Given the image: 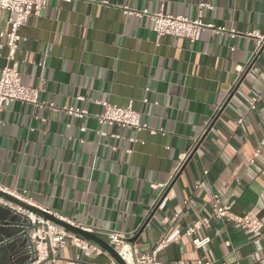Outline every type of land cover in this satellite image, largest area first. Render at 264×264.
Segmentation results:
<instances>
[{"label": "crops", "instance_id": "0c3cea01", "mask_svg": "<svg viewBox=\"0 0 264 264\" xmlns=\"http://www.w3.org/2000/svg\"><path fill=\"white\" fill-rule=\"evenodd\" d=\"M202 4L210 7L202 8L203 22L224 32L206 30L193 44L157 38L148 19L123 11L194 19ZM9 17L0 10V41ZM20 32L27 38L15 55L21 83L42 88L40 100L78 106L88 117L10 104L0 124L2 189L24 192L35 208L107 244L112 231L139 254L163 241L160 264H264V56L254 54L264 0H49ZM1 55L0 67L6 49ZM98 100L131 104L158 133L109 126L103 130L120 138L98 140ZM215 196L217 205L260 222L262 234L216 220ZM204 218L209 224L196 237L210 242L194 250L185 230ZM8 221L19 219L0 208V222ZM17 232L1 226L0 242ZM18 246L3 245L0 264H22ZM107 261L86 259L67 243L43 264Z\"/></svg>", "mask_w": 264, "mask_h": 264}, {"label": "built area", "instance_id": "2783aa9c", "mask_svg": "<svg viewBox=\"0 0 264 264\" xmlns=\"http://www.w3.org/2000/svg\"><path fill=\"white\" fill-rule=\"evenodd\" d=\"M49 0H0V10L9 14V18L6 21L8 30L4 34V38L0 41V60L2 58L1 50L4 48L7 51L5 56V64L0 67V124L2 122L1 115L9 107L10 104L20 102L21 104H27L38 109H48L53 113L62 112L65 116L82 120L88 117V113L78 106L72 105V107H57L54 103L45 102L40 100L39 95L42 92L40 87H27L21 83V74L18 69V61L15 58L16 50L21 45L27 42V38L23 36L20 29L26 24L32 17H39L42 11L47 6ZM62 2H69V0H60ZM103 5L108 4V0H95ZM202 8L210 9L207 5H199L198 16L194 19H189L185 16H173L164 13H153L143 10L141 12L132 11L127 8H123L124 14L133 15L137 18H146L151 23V29L157 38L162 36H169L178 39H185L190 44L196 42L200 35L206 30H212L214 33H223V28H215L212 25H208L202 20ZM234 37L232 33L230 35ZM255 55L264 56V34L258 36L256 39ZM42 82V80H40ZM77 101H82L83 98H76ZM147 100L143 99L142 103H146ZM100 105L102 112L94 115L96 122L99 124V129L95 131V136L98 140L106 137L120 138L118 135H108L103 128L109 126H117L121 129L132 130L136 133L148 132L153 136L157 132L150 128L147 124L141 121V115L139 111L133 109L129 104L127 107L122 108L107 101H95ZM256 100H252L249 104L250 109L255 108ZM155 105H158L155 103ZM39 122L44 123L45 118H38ZM161 130H159L160 132ZM131 144L140 143L135 138L129 137L126 139ZM264 144V140L261 142ZM258 150L254 153V158L258 157ZM125 153L131 154L132 149L128 148ZM0 190L11 195L15 199L21 200L23 203L30 207H34L32 203L23 197L24 192L14 195L5 189L0 187ZM216 205L214 206L213 217L216 220L222 221L227 219L235 227L239 229H246L253 232L255 235L262 234V226L260 222L255 220L250 215H236L231 212L230 207L227 204L222 206L217 205L218 197H214ZM2 206L10 208L17 214L28 218L31 225L36 226V230H31L29 235L32 240V249L35 253L34 260L31 264H40L50 257H54L57 251L63 249L68 243L72 248L77 249L78 252L86 259L94 258L98 256H104L107 258V264H160L158 260L159 253L166 247L165 242L159 241L151 248L147 254H139L132 246H129L124 236L120 233L113 232L108 234L109 243L108 246L117 254L119 261H117L108 252H105L95 243H91L79 235H74L58 225L53 224L49 220H45L40 216H35L22 207H18L6 200L0 199ZM40 209V208H39ZM50 216L68 223L62 216L50 213L45 209H41ZM69 224V223H68ZM209 224V219L196 221L193 224L186 227L185 236L191 239V244L194 250H202L210 242V237L204 236V238L196 237L197 232ZM48 241V243H46ZM228 244V243H227ZM14 261V260H13ZM14 263V262H13ZM68 264H74L69 262ZM201 264V263H198ZM209 264V263H205Z\"/></svg>", "mask_w": 264, "mask_h": 264}, {"label": "water", "instance_id": "95a60500", "mask_svg": "<svg viewBox=\"0 0 264 264\" xmlns=\"http://www.w3.org/2000/svg\"><path fill=\"white\" fill-rule=\"evenodd\" d=\"M0 199L6 200L9 203H12L18 207L20 206L24 210L28 211L29 213H31L35 216H40V217L44 218L45 220H49L53 224L60 226L61 228H63L64 230H66L67 232H69L71 234L79 235L80 237L84 238L85 240H87L93 244L95 243L100 248H102L105 252H108L117 261H119L116 252H114L108 246L107 243L102 241L101 238L103 236L101 234L96 233L94 231L89 232V231L83 230L82 228H79V227H73V226L69 225L68 223L62 222L61 220L54 218L53 216H50L49 214H47L46 212H44L43 210H41L39 208L28 206L27 204L23 203L21 200L15 199L14 197H12L11 195L7 194L6 192H4L2 190H0ZM0 208H3L4 210L8 211L11 218L16 217L19 219L18 222L17 221L0 222V227L1 226L12 227L18 231L14 236L2 240L0 242V248L3 245L9 244V243H14V242L18 241L19 246L15 252L18 256L16 263L22 262V264H31L34 260L35 253L33 252V249H32V240H31L29 233L31 230H36L37 227L31 225L27 217L21 216L20 214L15 213L14 211H12L10 208H8L6 206H2L1 203H0ZM46 243H48V241H46ZM49 259H47L46 261H48ZM46 261H44V262H46ZM44 262H42L40 264H43Z\"/></svg>", "mask_w": 264, "mask_h": 264}, {"label": "bare ground", "instance_id": "6f19581e", "mask_svg": "<svg viewBox=\"0 0 264 264\" xmlns=\"http://www.w3.org/2000/svg\"><path fill=\"white\" fill-rule=\"evenodd\" d=\"M0 202H3V201L0 200Z\"/></svg>", "mask_w": 264, "mask_h": 264}]
</instances>
